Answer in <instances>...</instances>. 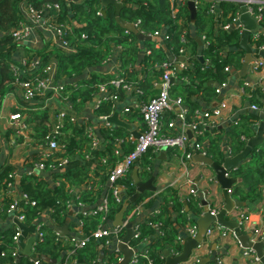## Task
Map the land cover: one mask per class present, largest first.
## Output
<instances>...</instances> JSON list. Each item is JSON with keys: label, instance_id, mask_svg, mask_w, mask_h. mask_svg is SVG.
Returning a JSON list of instances; mask_svg holds the SVG:
<instances>
[{"label": "trees", "instance_id": "16d2710c", "mask_svg": "<svg viewBox=\"0 0 264 264\" xmlns=\"http://www.w3.org/2000/svg\"><path fill=\"white\" fill-rule=\"evenodd\" d=\"M66 1L0 0V100L14 92L16 88H20L17 81H35L37 78L42 77L44 69L49 65H56V83L59 80L79 77L86 69L103 65V62L110 57L116 46L124 48L121 62L126 76L123 73L120 77H124L126 81H133L131 75H128V67L137 63L140 41L138 34L124 29L117 23L116 7L107 5L103 8L102 0H87L81 4L71 3L73 12L69 14ZM118 1H123L126 4L120 11V18L126 23L133 24L138 33L151 36L157 31L163 32L167 29L169 39L165 41L163 46L155 48L154 42H147L152 49L151 54L145 61L148 73L145 80L138 82L137 86V89L144 93L154 94L157 88L152 84V81L154 78L158 79L164 75L161 65L168 61L167 52L179 57L182 49L186 53L191 49L193 54L198 50L196 40L190 37L189 34L192 25L188 2L175 1L173 3L170 0ZM26 4L33 5L37 10H40L45 4L52 7L50 15L54 16V19L56 18L60 25L64 26L65 40L72 48V52L49 44L44 49L37 51L28 44L19 43L16 40L14 32L28 23V18L23 10ZM55 5L60 6L59 12L54 9ZM213 5L215 6V13L212 10ZM103 10L105 13H103ZM216 11L220 13L219 19L222 22V27L219 29L216 26V18H218ZM239 13H241V6L236 2L221 1L219 4H215L212 0L198 1L194 25L197 35L205 37L206 48L203 50L202 55L205 61L208 60L209 63H200L198 59L194 58L192 67L188 66L182 71L179 70L176 75L180 80L187 79L189 82L187 84L172 83L171 86L170 95L172 98H181L187 113V122H195L198 128L203 130L201 136L196 137L195 132H190L189 135L193 141L201 144H204L203 141L208 132L206 126L200 122V110L193 98L201 94L204 100L213 101L218 96L216 93L217 87L210 86L209 82L218 85L228 83L231 70L242 68L246 53L240 47V29L224 30L223 28L224 24L232 22ZM72 21L78 22L79 25L75 27V23ZM181 21L184 22L181 23ZM262 24L264 27V20ZM249 43L256 50L264 46V30L253 33L249 37ZM20 51L23 52L24 58L19 62L16 60V54ZM23 61L26 62L25 66H23ZM35 61H38L39 65L32 68L31 65ZM14 68L20 69L19 76L16 75ZM226 69H229V71H226ZM132 78L134 77L132 76ZM111 79L104 78L98 82L83 80L78 83L81 87L77 89L74 85H64L61 95L68 96L74 103L80 96L83 98L82 102L84 103L96 91L95 84L107 83ZM245 91L246 94L251 95L252 101L256 103L264 98V94L260 91H251L249 88H245ZM49 95L51 94L48 93L44 96H36L33 100H26L23 94L20 106L12 110L13 114L18 113L24 118L28 130L35 132L34 137L37 144L48 146L50 140L55 139L63 149L60 152L48 154L45 158L46 170H56L54 179L60 182L57 188L49 187L42 178L30 177L24 179L21 190L28 200H20L19 207L22 209L21 214L25 216V225L33 224L48 207L53 209L54 217L62 222L64 218L62 214L66 212L68 203L71 200L70 193L66 191L67 184L79 186L86 183L89 179L91 165L94 162L98 166L96 168L98 171L103 170L109 173L107 174L108 180L117 162L124 157H120L119 154L116 155L113 150L107 153L98 150L94 145L96 138L91 137L88 131L86 132V130L80 128L70 112L65 111V117L62 120L53 121L48 109H39V102H44ZM98 112L100 115H109L111 107L106 104ZM176 115V110H174L165 116L164 134L166 136H175L181 129V125L177 124L175 129H169L167 126L169 121L176 119ZM259 121L260 119L257 116L250 115L231 126L226 136L232 156L235 157L245 150L247 140L255 134L254 124ZM217 142L220 144V140ZM212 143L213 141H211V145ZM211 145L210 149L205 146L206 153L217 160L218 157L211 150ZM170 150L176 151L178 156H183V152L179 149ZM219 156H221L220 152ZM58 159H67V166L62 169L52 168L51 166H57L58 163L55 160ZM229 175L242 179L241 184L236 185L235 189L231 188V195L234 198L242 203L260 205L264 200V144L253 148L248 157ZM5 177H9L8 172L0 176V188ZM102 177L101 183H104L105 176ZM8 180L9 182L14 181L10 178ZM120 183L129 190L128 193L132 194L130 191L131 181L123 179ZM167 195L168 197L164 198L159 212L150 219L151 223L162 225L163 235L160 236V239L149 243L157 228L145 224L139 229V236L134 237L130 242V245L137 251L135 254L136 264H165L164 250L168 249L173 254L183 251V246L176 244L177 233L173 220V213L183 212V202L172 189L168 190ZM98 199L99 194H95L94 188L91 186L82 195L78 196L76 202H82L87 206ZM105 199L108 200L110 205V212L106 220H103L102 215L89 214L84 218L83 229L87 236H91L98 228L106 225L110 219H113L122 210L123 204L116 201L112 190ZM189 199V201H194L195 197ZM141 201L139 199L137 204ZM12 202L11 199L10 203L12 204ZM32 202H34L33 205ZM134 206L129 207L126 215ZM196 211L200 213V209ZM190 225L196 224L191 223ZM16 228L17 226L14 230L0 235V251L3 254H0V264H33L34 258L32 256H13V252L19 248L13 240ZM41 231L44 234L43 241H36L33 250L38 255L36 259H39L42 264H48L40 256L57 258L63 251V246L52 229L42 227ZM107 241V239L90 238L85 247H80L77 250L71 261L75 264H79V262L99 264L98 259L101 249L105 247ZM120 258L121 254H111L104 264H119ZM61 264L71 263L67 260Z\"/></svg>", "mask_w": 264, "mask_h": 264}, {"label": "crops", "instance_id": "0c3cea01", "mask_svg": "<svg viewBox=\"0 0 264 264\" xmlns=\"http://www.w3.org/2000/svg\"><path fill=\"white\" fill-rule=\"evenodd\" d=\"M120 2L124 3L123 1ZM66 3L69 14H72L73 8L71 2L66 1ZM103 8L105 7L103 6ZM216 13L218 17L216 18V26L217 29H219L222 27V22L219 19L220 13L218 11H216ZM190 18L192 27L189 34L198 44L197 52L193 54L191 49H189L188 53L184 51L180 53L179 57L173 55L171 52H167L168 62L181 71L188 66L192 67L194 58L198 59L200 63H209L208 60L205 61L202 55L203 50L206 48L205 37L197 35L195 23L192 22V13L190 14ZM72 22L79 25L76 21ZM183 22L181 21V23ZM240 24L241 47V40L246 27L241 22ZM255 32L256 31H251L250 36ZM165 34H167V29L162 32V35L159 36L158 39L155 40L152 36L153 40L148 41L154 42L156 45L155 48H159V46L165 44ZM148 41H140V52L137 63L128 67V75H131V79L133 80L129 81V78L127 79V82L131 86L130 90H116L108 85L109 82L103 84L98 83L95 84L97 88L96 91L92 94L91 98L84 103L82 102L83 98L80 96L74 103L68 96L51 94L44 102H39L40 108H38L41 110L48 109L51 119L55 122H57V119L60 120L58 117L60 113L65 111L70 112L80 128L86 130V132H93V136L97 141L95 147L98 150L106 153L113 150V152H115L116 155L119 154L120 157L129 154L135 148L136 140L139 135L146 130L139 105L143 102H148L151 98L157 96L160 91L161 77L158 79L154 78L152 81V84L157 88L156 93H151V95L145 92L143 97H138L135 91L138 82L144 81L147 77L148 69L145 61L152 52V49L147 43ZM48 44L50 46L56 45L61 48L58 44L57 36L53 31L42 27L37 28L36 34L33 37V43L29 46L39 51L44 49ZM248 46L254 51L253 62L258 58H264L260 54L255 53L256 49L249 43V40ZM123 51V47L116 46L110 57L103 62V65L92 66L84 71L81 75L82 77L79 76L71 79L59 80L57 84L63 86L74 85L77 89L81 87L78 83L83 80H95L98 82L104 78H119L124 73L121 62ZM23 58V52L20 51L16 54L17 61L20 62ZM53 65L56 68V65ZM241 70L242 68L240 70H231L227 88L222 90V93L213 101L208 102L204 100L201 94L193 98L200 110V122L208 123L206 125L208 135L203 141L204 146H208L210 149L211 141H213L211 150L216 153L218 159L216 160L208 154L204 156L211 158L214 164L218 166H223L226 158L234 157L230 153V146L226 136L233 124L238 123L242 118L250 115L257 116L260 119L257 124H254L255 134L247 140L248 144L250 140L256 138L262 122H264V119L261 118V116H264V98H261L260 101L256 103L252 101L251 95L246 94L245 91V88H249L251 91H260L264 94V71L261 70L253 73L251 72V66H249L246 77L243 78L239 76ZM124 75L126 76L125 73ZM132 76L134 78H132ZM188 82L187 79L180 80L178 77L173 78L172 81V83L175 84H187ZM104 84L107 85V91L99 88ZM209 85L213 87L219 86L217 83L213 82H209ZM114 93L118 98L116 100L110 98V95ZM22 95V90L16 88L14 92L0 100V138L2 142V148L0 150V176L4 175L6 172H8V175L13 174L15 176L14 181H11L13 183L12 186H8V184L11 183L8 180L9 177H5L1 183L0 235L14 230V228L18 226L17 218L15 215L8 213L7 209L11 204V199L17 198L23 200L24 192L21 190V186L22 183H24V179L30 177L42 178L47 182V185L53 189L57 188L60 184L59 181H55L54 179L56 170H41L37 166L45 160L47 153L49 154L47 146L37 144L34 137L35 132L31 130L23 132L21 135L16 126H14V123L10 120V116L13 114L12 110L20 106ZM223 101L227 102L228 107L224 110L222 117L217 119L214 124L211 120L207 121L202 116L207 112L215 111ZM106 104L111 107L110 114L100 115L98 110ZM254 106L260 108V111L254 110ZM177 112L178 109H176V113ZM115 114H117L115 119L116 123H107L105 118H109ZM166 121H168V119H166ZM176 124L180 125V120L178 118H176ZM219 140L220 144L217 142ZM219 152L221 153L222 159L221 156H219ZM197 154L203 155L201 152H197ZM179 159L180 156H178L176 151L167 149L150 151L137 162L125 177V180L131 181L132 186L130 187V191L132 194L128 193L129 190L127 188L123 190L122 204L124 205L126 200L138 193V187L140 185H147V188L140 193L138 198V200L141 199L142 201L137 204V200L135 203L130 204V206H135L124 216V221L121 226H117V214L113 219L108 221L106 227L115 231L124 227L125 223H133V239L135 237L134 234L142 225L150 224V219L159 212L164 198L168 197V190L172 189L180 196L183 202L184 213H173V220L174 228L177 233L175 238L176 244L182 245L184 248L186 242L191 239L186 232L189 225L195 223L199 227L200 223H203L208 218L206 217L207 209H209V213L216 212L218 214L225 209L226 201L223 195V187L216 181V173L209 165L199 162L196 158V154H194L192 160L187 163L189 175L186 178L180 169ZM239 165L240 163L232 170H235ZM96 168H98V166L94 162L93 165H91L89 179L86 183H82L79 186L67 184L66 191L70 193V201L74 202L67 207L66 212L62 214L64 216L62 222H59L54 217L53 209L48 207L33 224H23L26 228H30L31 226L35 227L33 231H27L26 236L23 237L22 246L18 243L20 256L28 255L27 252L31 246L32 253L34 254L33 244L36 240L38 229L40 227H46L52 229L56 233L58 240L63 246V251L59 257H46L52 262L56 260L55 264H61L63 261L67 260L70 261L71 264H75V262L71 260H73V256L76 255L77 250L80 248V242L86 235L83 229L84 218L89 211H92L100 205L112 190V184L107 180V174L109 173L103 170L98 171ZM232 170L228 171V175ZM102 176H105L104 183H101L103 179ZM229 178L237 180V183L232 186L233 189L242 182L240 178H234L230 175ZM188 180L193 182L194 189L197 190L196 195L190 194L191 186ZM91 186L94 188L95 194H99V199L81 208L77 205L76 200L80 194L82 195V193L91 188ZM230 196L234 202H239L244 205L240 207L236 206L225 216V221L229 222L230 228L224 227L217 222L211 223L208 229L216 227L214 235L210 238H207L205 235L204 241L201 243L200 247L195 248L191 252L188 260L180 264H263L256 251L247 249L243 246L242 242L235 234V229L240 231L242 237H246V243L249 242L248 240L253 243L264 241V239L259 241L254 234V228L261 227V222L264 218V200L260 205L253 203L247 204L240 202L232 195ZM190 197H195L194 201H189ZM204 200L208 203L207 205H205ZM137 209L138 212L133 215V212ZM198 209H200V213L196 211ZM209 221L210 220H207V223H209ZM161 226V224L154 226L157 230L155 235L149 240V243L158 241L160 236L163 235ZM57 228L62 230L63 233L57 231ZM127 234L128 230L125 227L121 237L113 238L109 245L102 247L99 259L102 257L103 261L101 263L98 259L99 264H104L111 254H121V260H123L124 255L118 247ZM129 246H131L130 243ZM136 253L137 251L135 249L133 256ZM182 253L183 251L178 254H173L168 249L164 250L163 256L166 260L165 264H167L169 258H175ZM0 254L3 255L1 251ZM47 263L53 264L50 262ZM79 264H83V262H79Z\"/></svg>", "mask_w": 264, "mask_h": 264}, {"label": "built area", "instance_id": "2783aa9c", "mask_svg": "<svg viewBox=\"0 0 264 264\" xmlns=\"http://www.w3.org/2000/svg\"><path fill=\"white\" fill-rule=\"evenodd\" d=\"M171 2H194L196 5L198 4L199 0H170ZM215 4H219L221 1H230V2H236L241 4H245L247 6V12L248 14L256 21V23L263 27V20H264V0H212ZM52 7L48 4H45L40 10H37L33 7V5L26 4L23 8L27 18L28 23L22 25L18 30L14 32V35L16 37V40L19 43L24 44H32L33 43V37L36 34L37 28H45L48 30L53 31L58 39V44L62 49L67 50L68 52H72V48L68 45L67 40H65V28L63 25H60L56 18L54 19V16L51 14ZM54 9L59 12L60 6L55 5ZM212 10L215 13V6L213 5ZM241 13L237 15L236 18L230 23L224 24L223 28L224 30H231L238 28L241 30V24H240V16ZM139 23V22H138ZM77 27V25H74ZM261 29V30H262ZM162 35V32L157 31L153 35V37H159ZM85 38V36H83ZM165 40L169 39V35L165 34L164 36ZM185 50H180V53H183ZM259 52H264V46L260 47ZM254 60V59H253ZM251 62V72L256 73L258 71L263 70L264 71V58H258L254 62ZM26 65V62L23 61V66ZM39 65L38 61H35L31 67H37ZM161 67L164 70V75L161 77L160 82V92L159 94L150 99L148 102H143L139 105L140 111L143 117V120L146 125V130L139 135V137L136 140L135 148L127 155H125L120 161L117 162L116 166L111 171L108 180L112 184V193L113 197L116 199L117 202L122 201V191L126 188L120 183L123 179H125L127 173L130 172V170L139 162L148 152L150 151H160V150H167V149H179L183 152V156H180L179 159V165L180 169L182 170V173L184 176L189 175L188 173V165L187 163L192 160L194 154L197 152H201L203 155H207L204 144L198 143L193 141L189 135L190 132H195V136H201L203 135V130L199 129L197 124L195 122L189 123L186 120V110L184 109V105L182 103L181 98H172L170 95V90L172 86L173 78L176 77L177 72L179 71L178 68H176L174 65H172L170 62L166 61L164 62ZM14 71L16 75H20V69L14 68ZM226 71H229V69H226ZM55 73L56 68L53 65H49L44 69V74L42 77L37 78L35 81H17L18 86L22 90L24 97L26 100H33L36 96H44L48 93L53 95H60L63 90V85L57 84L55 82ZM109 86L113 87L116 90H130L131 86L129 83L125 80L123 77L114 78L109 81ZM228 83L221 84L217 87L216 93L220 95L222 93V90L227 88ZM101 90H108L107 85H101L99 87ZM138 97L143 96L144 92H142L139 89H135ZM111 99H118L117 95L114 93L110 95ZM228 104L227 102H221L220 106L213 112H207L203 114L202 116L207 121H212L213 124L216 122L217 119L222 117V114L225 109H227ZM178 109L176 118L180 120L181 129L178 134L175 136H166L164 134V119L165 116L172 111ZM254 110L260 111V108L254 106ZM198 114V113H197ZM59 119L62 120L65 117V113L62 112L59 114ZM107 119V118H105ZM10 120L12 123H14V126L18 129L19 133L22 135L23 132L28 131V126L24 123V118L18 114H11ZM204 126H206L208 123L201 122ZM169 129H175L176 128V119H172L167 124ZM59 129V128H58ZM89 135L91 137L93 136V132H89ZM97 142V141H96ZM96 142L94 145H96ZM2 148V142L0 138V150ZM47 149L49 150V154L53 152H60L63 149L57 144L56 140H50ZM48 155V153H47ZM58 164L57 166H51L54 169H62L65 168L68 164L67 159H58L55 160ZM38 168L41 170H46V160L39 163ZM14 175L10 174L9 178L14 180ZM227 178H229V175H226ZM11 182V181H10ZM13 182V181H12ZM9 183L8 186H12L13 183ZM190 187V194L196 195L197 190L194 189V184L191 180H188ZM229 195L232 194V190H228ZM28 200L27 196L24 194L23 200ZM20 199L13 198L12 204H10L9 208L7 209V212L15 215L18 222L24 224L25 222V216L21 214L22 209L19 207ZM74 201H69L68 207L73 203ZM34 202H32V205ZM77 205H79L81 208H84L85 205L82 202H78ZM110 212V205L108 200L104 199L100 205H98L96 208H94L92 211H89L87 215H102L103 220H106L107 215ZM138 212V209L133 212V215ZM216 212H212L211 215H216ZM86 215V216H87ZM128 225V223L124 224V227H121L120 229H117L115 231H112L106 227V225L98 228L95 232L92 233L91 236L85 235L83 240L80 242V247H85L90 238L93 239H107V243L105 246L109 245L113 238H119L121 237L122 232L125 230V227ZM151 226H156L158 224H153L150 222ZM40 227L37 232L36 241L41 240L43 241L44 234L41 231ZM216 230V227L208 229L206 232L207 238H210L214 235V232ZM199 227L197 225H189L187 228V234L188 236L193 239L196 238L198 235ZM140 234V231L138 230L134 236L138 237ZM254 234L256 238L261 241L264 239V218L261 222V227L254 228ZM21 228L17 226L16 232L14 235V242L18 244L19 239L21 237ZM34 242V244H35ZM33 244V247H34ZM130 249L133 251L135 248L132 246H129ZM34 251V250H33ZM35 254V253H34ZM36 255V254H35ZM13 256L18 257L19 251L16 250L13 252ZM121 258L119 259L120 262ZM122 261V260H121ZM137 259L135 255L132 257L129 264H136ZM33 264H42V262L39 259H34Z\"/></svg>", "mask_w": 264, "mask_h": 264}, {"label": "water", "instance_id": "95a60500", "mask_svg": "<svg viewBox=\"0 0 264 264\" xmlns=\"http://www.w3.org/2000/svg\"><path fill=\"white\" fill-rule=\"evenodd\" d=\"M67 1L71 2V3H75V4H81L87 0H67ZM107 5H113L116 7V20H117V23L121 27H123L124 29L131 31L135 34H138V39L140 41L153 40L152 36H147V35H144L142 33H138L137 28L133 24L126 23L120 18V11L126 4L121 3L118 0H102V6L105 7ZM188 6H189V9L192 13V22L195 23L196 4L192 1H190V2H188ZM240 6H241V12H242L240 22L246 27V30L244 31L243 36H242V40H241V48L246 51V56L244 58L242 70H241L239 76L244 78V77H246V74L249 70V66L253 60V54H254V51L248 46V40L250 37V32L251 31H256V32L260 31L262 29V27L259 26L252 17H250V15L247 12V6L245 4H241ZM103 13H105L104 10H103ZM154 39L156 40V39H158V37H154ZM255 53L260 54L262 57H264V52H259L258 50H256ZM116 115L117 114L107 118L106 122L107 123H113V124L116 123V120H115ZM261 118L264 119V116H261ZM263 143H264V122H262L261 128H260L256 138H253L252 140H250L248 142L245 150L241 154H239L233 158H226L223 166H218V165L214 164V162L211 158L196 153V158L198 159L199 162L209 165L215 171L216 181L223 187V190H224L223 195H224V199L226 201V207H225V209H223L221 212H219L215 216L211 215V213H209V209H207L206 210V212H207L206 217H208L207 220H210L209 223H207V220H205L203 223H200L198 235L196 236V238L189 239L186 242V244L184 245L183 253L180 256H177L175 258H169L167 264H180L182 262L183 263L186 262L190 256L191 252L195 248H199L201 243L204 241L206 232H207L209 225L211 223L217 222L218 224H220L224 227L230 228L229 222L225 221V216L228 214V212H231L236 206L240 207V206H244V205L239 203V202L238 203L234 202L232 197L229 195L228 190L231 189L235 183H237V180L227 178L226 175L228 174V171L232 170L239 163H241L243 160H245L248 157V155L251 153V151L253 150L254 147L261 145ZM146 188H147V185H140L138 187V193L135 196L131 197L130 199H128L124 202L122 210L117 215V221H118L117 226L122 225V223L124 221V216L126 215L130 204L135 203L138 200L140 193ZM204 203H205V205L208 204L205 200H204ZM17 225L22 230V236L20 237L19 242H18L19 245L22 246L23 245V237L26 236L27 231L28 232L33 231L35 226H31L30 228H26L22 223H20L18 221H17ZM133 225H134L133 223H129L126 226V228L128 230V234L123 239L122 243L119 244L118 248L122 251V253L124 255L123 260L119 264H129L132 257H133L134 251L132 249H130V247H129V243H130L132 236H133ZM57 231L63 233V231L60 230L59 228H57ZM235 234L238 237V239L242 242V244L245 248L252 249V250L256 251L259 259L264 264V241L258 242V243H253V242H250V240H248L249 242L246 243V237H242L240 234V231L238 229H235ZM27 254L32 256L34 259L38 258V255H35L32 253V246L30 247ZM40 257L44 262H50L53 264L56 263V260H53V262H52L46 256H40ZM99 260L102 263L103 258L100 257Z\"/></svg>", "mask_w": 264, "mask_h": 264}]
</instances>
